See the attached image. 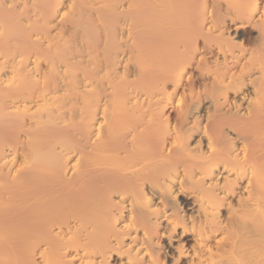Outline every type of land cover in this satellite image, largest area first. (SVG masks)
I'll list each match as a JSON object with an SVG mask.
<instances>
[{"label":"bare ground","instance_id":"obj_1","mask_svg":"<svg viewBox=\"0 0 264 264\" xmlns=\"http://www.w3.org/2000/svg\"><path fill=\"white\" fill-rule=\"evenodd\" d=\"M0 264H264V0H0Z\"/></svg>","mask_w":264,"mask_h":264}]
</instances>
